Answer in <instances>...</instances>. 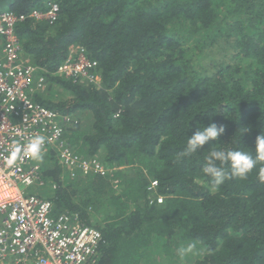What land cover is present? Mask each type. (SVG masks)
Here are the masks:
<instances>
[{
	"label": "trees",
	"instance_id": "obj_1",
	"mask_svg": "<svg viewBox=\"0 0 264 264\" xmlns=\"http://www.w3.org/2000/svg\"><path fill=\"white\" fill-rule=\"evenodd\" d=\"M47 1L0 0V13L27 14ZM54 1L55 21L15 27L46 77L47 92L33 98L69 114L68 144L113 170L71 177L47 152L50 190L40 194L52 197L55 214L77 213L102 232L94 264H264L261 165L218 188L202 172L212 148L255 155L264 133V0ZM78 45L98 61L99 85L57 73ZM212 122L225 132L178 160ZM159 194L164 201L151 203ZM189 243L193 252L181 258L177 249Z\"/></svg>",
	"mask_w": 264,
	"mask_h": 264
},
{
	"label": "built area",
	"instance_id": "obj_2",
	"mask_svg": "<svg viewBox=\"0 0 264 264\" xmlns=\"http://www.w3.org/2000/svg\"><path fill=\"white\" fill-rule=\"evenodd\" d=\"M59 4L47 1L45 8L29 13L12 10L0 13V264H94L104 241L102 232L83 223L77 213H54L52 197L33 191L45 187L50 179L43 176V159H18L8 166L6 160L14 141L21 144L29 137L43 135V157L55 153L62 169L71 177L83 173L112 174L98 158H85L67 142L69 114L54 110L35 100L34 94L46 88V77L28 61L16 33V24L27 18H58ZM98 61L90 58L82 45L71 47L57 73L81 82H101ZM61 129L59 136L55 130ZM114 184L119 181L113 179ZM158 181L149 190L156 192ZM56 188V184H52ZM163 195L150 196V202L162 203Z\"/></svg>",
	"mask_w": 264,
	"mask_h": 264
},
{
	"label": "clouds",
	"instance_id": "obj_3",
	"mask_svg": "<svg viewBox=\"0 0 264 264\" xmlns=\"http://www.w3.org/2000/svg\"><path fill=\"white\" fill-rule=\"evenodd\" d=\"M248 130V128H245L243 132ZM61 131V129L57 128L55 135L59 136ZM224 132L225 125H218L216 122H212L208 126L198 127L197 131L188 138L183 150L177 154V159L195 154L198 149L203 148L210 141L217 140ZM45 143L46 137L43 135L31 136L24 144L14 141L6 160L7 165L12 166L18 159H23L24 157H31L37 161L42 160V149ZM257 164L261 165L258 179L264 182V133L262 132L256 137L255 155L249 151L233 148H212L205 157L202 172L211 178L213 186L218 188L226 179L234 177L246 178ZM194 248L195 245L189 243L187 246L179 247L177 254L184 258L192 253Z\"/></svg>",
	"mask_w": 264,
	"mask_h": 264
},
{
	"label": "rangeland",
	"instance_id": "obj_4",
	"mask_svg": "<svg viewBox=\"0 0 264 264\" xmlns=\"http://www.w3.org/2000/svg\"><path fill=\"white\" fill-rule=\"evenodd\" d=\"M42 92H47V89L43 90ZM64 97H65V96H61V97H57V98H60V99H61V98H64ZM47 185L49 186V190H50V185H49L48 183H47ZM32 190H33V191H36V192L39 191L37 187H33ZM42 190H44V187L42 188ZM42 190H41V191H42ZM49 190H47V191H49ZM41 191H40V192H41ZM47 193H48V195H49V192H47ZM157 264H158V263H157ZM183 264H186V263L184 262Z\"/></svg>",
	"mask_w": 264,
	"mask_h": 264
},
{
	"label": "crops",
	"instance_id": "obj_5",
	"mask_svg": "<svg viewBox=\"0 0 264 264\" xmlns=\"http://www.w3.org/2000/svg\"><path fill=\"white\" fill-rule=\"evenodd\" d=\"M1 40V39H0ZM2 47V44H0V48Z\"/></svg>",
	"mask_w": 264,
	"mask_h": 264
}]
</instances>
